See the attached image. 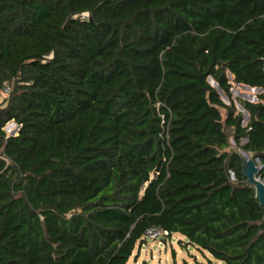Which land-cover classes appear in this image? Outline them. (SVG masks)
Segmentation results:
<instances>
[{
  "label": "trees",
  "instance_id": "trees-1",
  "mask_svg": "<svg viewBox=\"0 0 264 264\" xmlns=\"http://www.w3.org/2000/svg\"><path fill=\"white\" fill-rule=\"evenodd\" d=\"M12 83L0 264H127L153 230L208 264H264L238 153L264 182V0H0ZM233 84L262 90L245 126Z\"/></svg>",
  "mask_w": 264,
  "mask_h": 264
},
{
  "label": "rangeland",
  "instance_id": "rangeland-1",
  "mask_svg": "<svg viewBox=\"0 0 264 264\" xmlns=\"http://www.w3.org/2000/svg\"><path fill=\"white\" fill-rule=\"evenodd\" d=\"M232 80V79H230ZM214 88V83H210ZM260 93L242 89L233 84L232 99L237 113L243 116V123L248 121L247 113L241 108V102L257 103L255 99ZM222 101L228 105L227 100L221 94ZM222 115L224 112L222 111ZM18 134V133H17ZM15 137V136H14ZM231 146L234 147L231 142ZM240 151H238L239 153ZM213 261L206 252H201L186 244V241L180 235H172L171 237L160 236L157 240L146 237L143 246H139L130 258L127 264H208Z\"/></svg>",
  "mask_w": 264,
  "mask_h": 264
},
{
  "label": "water",
  "instance_id": "water-1",
  "mask_svg": "<svg viewBox=\"0 0 264 264\" xmlns=\"http://www.w3.org/2000/svg\"><path fill=\"white\" fill-rule=\"evenodd\" d=\"M228 78L231 79V76L228 75ZM209 82L212 84V81ZM214 88L218 91L219 95L221 96V92L216 84L214 85ZM253 91L257 93L262 92V90L260 89H253ZM242 126H244V123L242 124ZM10 137L14 136L11 135ZM243 142H245V140H243ZM239 158L241 162V174L245 179L246 184L254 190L255 200L258 202L259 206L264 211V182H262L259 178L260 167L258 165V160H254L252 157H250L244 152H239Z\"/></svg>",
  "mask_w": 264,
  "mask_h": 264
},
{
  "label": "built area",
  "instance_id": "built-area-1",
  "mask_svg": "<svg viewBox=\"0 0 264 264\" xmlns=\"http://www.w3.org/2000/svg\"><path fill=\"white\" fill-rule=\"evenodd\" d=\"M238 87L242 88L243 86H238ZM12 89H13V83L10 85L4 86L3 90L0 91V104L3 103V100L8 96V94L12 91ZM242 89H247L249 91L255 92L253 91V89L250 90V88H242ZM2 131L5 133L6 138L10 137L11 135L17 136L18 135L17 133L19 131V126H17L13 121H10L5 124V126L2 128ZM148 235H150V238H153V239L155 238L157 240L158 238H160V236H167V233L159 231V230H153V231L147 232V236Z\"/></svg>",
  "mask_w": 264,
  "mask_h": 264
},
{
  "label": "crops",
  "instance_id": "crops-1",
  "mask_svg": "<svg viewBox=\"0 0 264 264\" xmlns=\"http://www.w3.org/2000/svg\"><path fill=\"white\" fill-rule=\"evenodd\" d=\"M244 90V89H243ZM247 90V89H246Z\"/></svg>",
  "mask_w": 264,
  "mask_h": 264
}]
</instances>
